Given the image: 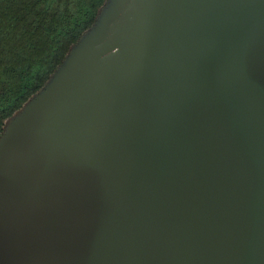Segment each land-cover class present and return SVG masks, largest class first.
<instances>
[{
    "label": "water",
    "instance_id": "95a60500",
    "mask_svg": "<svg viewBox=\"0 0 264 264\" xmlns=\"http://www.w3.org/2000/svg\"><path fill=\"white\" fill-rule=\"evenodd\" d=\"M0 264H264V0H104L1 125Z\"/></svg>",
    "mask_w": 264,
    "mask_h": 264
},
{
    "label": "trees",
    "instance_id": "16d2710c",
    "mask_svg": "<svg viewBox=\"0 0 264 264\" xmlns=\"http://www.w3.org/2000/svg\"><path fill=\"white\" fill-rule=\"evenodd\" d=\"M104 0H0V128L40 88Z\"/></svg>",
    "mask_w": 264,
    "mask_h": 264
}]
</instances>
